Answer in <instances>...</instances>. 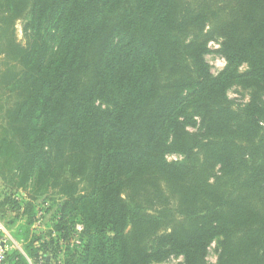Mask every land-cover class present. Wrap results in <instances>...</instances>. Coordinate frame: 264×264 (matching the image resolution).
Returning a JSON list of instances; mask_svg holds the SVG:
<instances>
[{
    "label": "trees",
    "instance_id": "1",
    "mask_svg": "<svg viewBox=\"0 0 264 264\" xmlns=\"http://www.w3.org/2000/svg\"><path fill=\"white\" fill-rule=\"evenodd\" d=\"M1 181L63 196L61 264H264V0H0Z\"/></svg>",
    "mask_w": 264,
    "mask_h": 264
},
{
    "label": "rangeland",
    "instance_id": "2",
    "mask_svg": "<svg viewBox=\"0 0 264 264\" xmlns=\"http://www.w3.org/2000/svg\"><path fill=\"white\" fill-rule=\"evenodd\" d=\"M25 21H18L15 24V31L18 41L24 43L23 26ZM221 39L211 40L208 43V53L205 58L211 68L213 75H218L226 66L225 58L220 54ZM56 50V48H55ZM247 66L241 67V71L246 70ZM251 90L241 85H234L228 91V99L234 108H243L250 100ZM196 119V118H195ZM191 125L189 130L195 132L198 126L192 127V120L184 117ZM170 163H180L185 159L184 155L171 153L166 156ZM219 173L213 171L208 178L209 182L213 181ZM53 182V180H52ZM0 228L11 234L12 253L15 255L10 258V264H45L42 259L36 257V251L41 249L42 245L47 246L46 256L50 264H61L68 249L67 241L59 240L56 232L53 230L58 224L61 214L59 205L63 202V196L55 194V188L47 186L46 188H36L29 183L25 188L27 191H12L9 186L0 182ZM70 225V220L68 221ZM70 227L69 238L70 248L78 252L81 248L80 233L82 226ZM74 228V229H73ZM52 232V233H51ZM71 235V236H70ZM71 237V238H70ZM41 240L38 241L37 239ZM69 241V242H70ZM78 250V251H77ZM218 243L213 241L208 247L206 261L208 264L218 263ZM42 254V252H41ZM66 254V255H65ZM153 264H185L182 257H170Z\"/></svg>",
    "mask_w": 264,
    "mask_h": 264
},
{
    "label": "built area",
    "instance_id": "3",
    "mask_svg": "<svg viewBox=\"0 0 264 264\" xmlns=\"http://www.w3.org/2000/svg\"><path fill=\"white\" fill-rule=\"evenodd\" d=\"M0 264H10L8 255L12 252V237L7 231L0 228Z\"/></svg>",
    "mask_w": 264,
    "mask_h": 264
}]
</instances>
